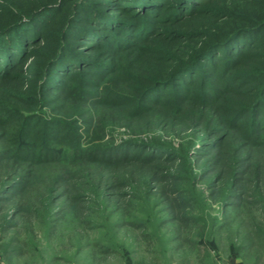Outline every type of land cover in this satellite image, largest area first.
Returning <instances> with one entry per match:
<instances>
[{
    "label": "trees",
    "instance_id": "obj_1",
    "mask_svg": "<svg viewBox=\"0 0 264 264\" xmlns=\"http://www.w3.org/2000/svg\"><path fill=\"white\" fill-rule=\"evenodd\" d=\"M0 90L1 231L34 214L20 198L49 167L46 211L63 200L76 217L74 198L94 189L119 203L112 190L137 176L165 198L163 224L198 237L203 260L213 233L194 211L200 177L224 221L258 208L243 240L263 239L264 0H0ZM88 113L93 136L110 122L151 135L84 146L71 117Z\"/></svg>",
    "mask_w": 264,
    "mask_h": 264
},
{
    "label": "rangeland",
    "instance_id": "obj_2",
    "mask_svg": "<svg viewBox=\"0 0 264 264\" xmlns=\"http://www.w3.org/2000/svg\"><path fill=\"white\" fill-rule=\"evenodd\" d=\"M29 64L30 61L26 63L27 66ZM32 99L34 97L31 96ZM36 106L30 105L28 108L36 109ZM49 108H42L46 116H61L59 111H51ZM89 114L71 117L77 121L82 134L81 144L84 146L93 141L98 144L109 141L118 143L130 137L142 139L151 135L149 132L134 133L127 127L112 125L110 122L103 134L100 132L102 137L93 136L94 126L91 124L95 118L94 114ZM114 114L118 115V112ZM82 119H86V122ZM167 140L175 145L180 142L177 138L168 137ZM50 169L47 167L37 171L34 183L31 182L30 189L20 198L28 212L34 214L24 220L17 218L15 230L0 229V264H139L140 260L148 264L151 259L158 264H264V237L257 240L253 247L247 246L248 241L243 240L244 233L251 226H259L261 223L258 218L259 209H245L241 212V220L229 217L224 221L219 203L209 198L205 179L199 177L195 185L194 191L199 195L198 198L202 188L205 189L201 193L204 200L199 201V207H194V211L202 214L203 220H207L206 231L213 233V241L210 242L212 244L206 242L205 236L209 255L199 260L197 251L191 246L192 241H197L198 237L187 234L185 227L176 232V225H179L177 220L163 224L164 219L172 217L171 210L167 211L166 200L159 195L156 184L147 187L138 183L137 176H132L129 184L128 180L127 185L112 190L121 195L119 203L108 202L102 190L83 191L76 200L74 198L73 202L78 204L77 216L74 217L73 211H64L67 206H63V200L57 202V205H61L59 209L56 206L51 207L50 211L44 209L46 205L40 182L48 177ZM80 172L78 169L76 176ZM179 175L185 177L183 173ZM65 188L64 183H61L52 191L51 197H57ZM112 191L107 192L108 195L112 196ZM167 193H173L170 187H167ZM168 194V197L176 196ZM39 197L43 202H38ZM11 206L7 205L5 211ZM124 207L129 211L126 217V223L129 224L122 225L119 218ZM179 214L176 213V217H180ZM137 221L144 225L143 229L136 227ZM242 245L247 248L240 249Z\"/></svg>",
    "mask_w": 264,
    "mask_h": 264
}]
</instances>
